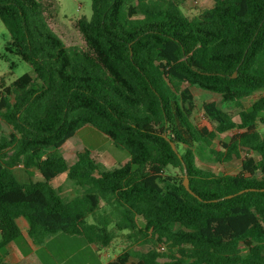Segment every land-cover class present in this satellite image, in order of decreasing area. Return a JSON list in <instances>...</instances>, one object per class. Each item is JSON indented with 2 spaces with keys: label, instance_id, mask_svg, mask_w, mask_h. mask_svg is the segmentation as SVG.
<instances>
[{
  "label": "trees",
  "instance_id": "1",
  "mask_svg": "<svg viewBox=\"0 0 264 264\" xmlns=\"http://www.w3.org/2000/svg\"><path fill=\"white\" fill-rule=\"evenodd\" d=\"M91 2L90 19L66 24L57 0H0L10 48L33 72L0 79V132L10 128L0 136V248L22 236L23 218L35 244L66 234L97 252L123 232L129 248L108 264H264V0H212L194 17L182 0ZM192 88L219 97L199 122ZM87 125L130 160L103 171L88 149L71 166L43 155ZM200 146L220 165L241 159L240 172L200 168ZM63 174L81 196L59 195Z\"/></svg>",
  "mask_w": 264,
  "mask_h": 264
},
{
  "label": "rangeland",
  "instance_id": "2",
  "mask_svg": "<svg viewBox=\"0 0 264 264\" xmlns=\"http://www.w3.org/2000/svg\"><path fill=\"white\" fill-rule=\"evenodd\" d=\"M59 4V15L63 22L66 24H71L73 21L80 18L90 19L92 16V2L91 0H57ZM212 0H182V11L188 17H194L202 13L204 10L211 6ZM11 37L5 28V26L0 21V79L3 76L11 75L8 77L7 82L10 84L24 74L33 75L32 69L24 62L20 57H18L10 48ZM15 65L14 68L12 66ZM192 93L194 96L195 107L191 114V119L193 122H199L204 116V103L210 101H219V97L202 90L192 88ZM260 94H256L250 98L244 100V107H250L259 97ZM224 109L231 113L232 116L238 120L237 113L238 110L233 106L226 105ZM260 131L264 135V126H260ZM10 132V128L5 124H2V130L0 136H7ZM234 132H230L224 135H219L216 139L214 145L219 148L221 140L228 138ZM75 142L82 141L84 147L92 153V157L95 161H99L98 166L103 171H111L116 167L125 165L129 160V154L117 148L113 142L104 134L93 128L92 126L85 127L79 133L78 137L74 139ZM79 143H74V147L80 146ZM196 154L197 165L209 172L216 175H236L241 170V159H237L231 164L220 165L217 164L213 157L209 154L208 150L204 146L196 147L194 149ZM62 151L59 149L55 151L54 149H49L44 151L43 155L56 154L61 156ZM253 156L255 154H252ZM256 159H258L256 157ZM100 162L109 163V165L100 164ZM115 165V166H113ZM113 166V167H112ZM166 174L182 176L180 170H174L169 168L166 170ZM92 222V219H88ZM136 249L147 251V246H136ZM129 248L128 243L124 239V233L118 232L115 239L113 240L110 247L103 249L102 253L99 255L93 252L91 249L81 250L80 245H66L55 243L52 247L53 257H49L48 261L50 264H104L109 258L117 257L122 252ZM163 253H167V250L161 248ZM45 254V251H44ZM109 256L108 258L106 257ZM135 261L131 260L130 264H134Z\"/></svg>",
  "mask_w": 264,
  "mask_h": 264
},
{
  "label": "crops",
  "instance_id": "3",
  "mask_svg": "<svg viewBox=\"0 0 264 264\" xmlns=\"http://www.w3.org/2000/svg\"><path fill=\"white\" fill-rule=\"evenodd\" d=\"M85 127H88V125ZM85 127L78 130L75 136L72 137L69 141H67L59 149L60 151H62L61 156L66 160L68 166L73 165L77 161L76 156L78 152H81L86 149L83 143H81L82 141L80 142L78 140L76 141L77 143L80 142V146L78 147V149H76L77 147L73 146L74 143H76L74 139L78 137L79 133ZM100 164L109 165V163L106 162H100ZM14 173L20 183L24 184L30 181L29 176L27 175L22 166H18L17 168H15ZM32 179L33 181H40L42 177L36 171ZM53 185L58 191L59 195L65 201H71L81 196L84 192V187L71 180L66 174H63L56 178L53 181ZM17 223L21 229L22 236L16 239L15 241L11 242L9 245H7V247L0 248V262L2 261L8 264H50L48 258L53 257L51 252L53 250L52 247L55 243L66 245H80L81 250L91 249L98 255L103 251L101 250L96 252L82 237L69 236L66 234L52 235L48 237L42 244H35L27 235L26 220L20 218L17 220ZM106 257L108 258L109 256L106 255ZM114 259H116V257L109 258L108 261L104 264H108V262L113 261Z\"/></svg>",
  "mask_w": 264,
  "mask_h": 264
},
{
  "label": "water",
  "instance_id": "4",
  "mask_svg": "<svg viewBox=\"0 0 264 264\" xmlns=\"http://www.w3.org/2000/svg\"><path fill=\"white\" fill-rule=\"evenodd\" d=\"M234 76H235V75H234ZM165 137H166V139H169L166 135H165ZM171 145H172L173 150H174L175 152H177V148H176L175 144H174V143H171ZM184 171H185V172L187 171L185 165H184ZM184 186H185V188H186L190 193H192L191 190H190V188H189V180H188V177H186V178L184 179Z\"/></svg>",
  "mask_w": 264,
  "mask_h": 264
}]
</instances>
